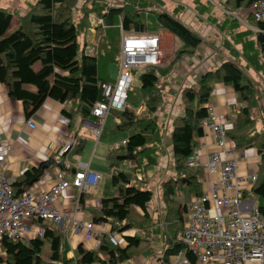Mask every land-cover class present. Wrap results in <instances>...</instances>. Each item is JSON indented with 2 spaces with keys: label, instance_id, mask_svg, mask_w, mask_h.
Segmentation results:
<instances>
[{
  "label": "trees",
  "instance_id": "16d2710c",
  "mask_svg": "<svg viewBox=\"0 0 264 264\" xmlns=\"http://www.w3.org/2000/svg\"><path fill=\"white\" fill-rule=\"evenodd\" d=\"M136 1L105 7L92 0L91 8L86 4L80 6L78 21L74 22L72 7L75 0H34L29 10L18 17L17 27L10 34H6V31L12 14L0 8V84L5 87L7 96L32 107L43 98L64 104L68 131L86 121L102 125L97 140L109 134L127 135L124 143L106 153L108 170L104 176L101 175L103 187L100 208L92 218L93 223L108 224L109 232L119 234L125 247L114 246L108 234H104L96 250L86 251L79 244L72 252V257L68 258L62 232L55 226L46 225L52 223L36 220L35 224L43 230L41 237L26 242L0 240L5 254L4 264H127L143 245L147 233L151 232L161 238L160 264H172V259L179 256L184 257L189 264H197L196 257L177 240V235L184 223L181 209L185 210L186 203L203 193L202 174L197 168H190L187 162L198 148V139L203 136L201 122L208 115L206 105L217 84L232 87L239 104V113L226 126L227 141L234 149H255L264 162V132L256 131V120L251 115L252 109L264 111V97L259 95L256 85L239 64L231 60L223 61L218 67L199 75L196 89H180L183 112L173 120L169 135L174 177L161 183L158 206L161 203L165 213L162 214L161 223L160 219L155 223L148 212L154 201V193L138 189L135 183H142L143 177L140 179L136 174L145 175L158 165L159 158L163 156V123L159 122L157 112L166 93H173L170 75L174 65L184 55L195 53L203 41L197 33L167 12L141 13L146 10L148 2ZM254 1L217 0L219 6L222 5L230 13L248 9ZM138 4L141 8L137 7ZM90 15L101 19L103 26H99L95 38L84 40ZM232 19L230 24L228 22L229 26H236L238 22ZM119 25L128 34L165 30L175 38L177 48L167 66L141 71L139 85L135 86L132 82L128 91L127 107L122 111H109L108 115L117 121L112 122L106 130L105 122L94 117L92 108L102 100L101 85L114 82L109 78L108 66L119 61ZM246 25L258 31L246 28L235 33L231 28V40H224V47L229 54H236V50H239L250 66L260 60L259 67L264 70V21L256 22L249 15ZM247 36H253V40H248ZM231 43L238 45L236 48L240 47L236 49ZM137 72H133V81ZM24 86H31L34 91ZM141 108L144 111L138 114ZM84 142L80 140L76 143L74 154L82 152ZM40 166L25 170L11 184L14 196H19L33 184V180L37 181L41 177L38 175ZM59 168L63 169L60 163ZM251 191L258 201L257 207L264 213V176L257 177ZM82 195L79 194L78 202L82 201ZM130 231H141L144 238L128 233ZM44 240L49 246L45 260L41 257Z\"/></svg>",
  "mask_w": 264,
  "mask_h": 264
},
{
  "label": "built area",
  "instance_id": "2783aa9c",
  "mask_svg": "<svg viewBox=\"0 0 264 264\" xmlns=\"http://www.w3.org/2000/svg\"><path fill=\"white\" fill-rule=\"evenodd\" d=\"M207 1L240 23L245 22L243 10L230 13L222 9L217 0ZM245 11L256 22L264 21V0H255ZM95 22L103 26L101 19ZM119 27V76L114 82L101 85L102 100L92 108L94 117L102 122L110 110L122 111L127 107L126 98L133 82V72L157 68L164 59L160 32L128 34L123 32L121 25ZM82 125L98 139L102 125L86 121ZM201 126L203 131L211 132L220 154L219 151L211 154L205 163L200 162L197 150L189 156L188 166L202 167L209 180L206 181L207 189L203 190L202 195L184 205L185 219L177 240L191 251L197 264H264V213L244 195H253L251 190L257 181V166L248 165L246 178L237 177L239 160L235 158L233 145L227 141L226 125L217 121L214 109H208V115L202 120ZM72 146L71 139L65 141L58 151L57 162L62 167H69L68 162L62 158ZM2 160L3 155L0 154V162ZM241 161L247 162V157ZM101 179V174L87 170L86 165L79 166L69 180L61 169H57L48 191L35 194L28 187L19 196H14L12 180L0 171V240L4 238L11 242H21L23 234L31 232L30 225L40 220L57 226L66 241H69L70 236H81L84 241L96 239L100 242L104 234H108L111 244L125 246L122 238L117 240L119 234L95 231L93 222L78 219V200L71 210L57 206L58 199L67 191L76 189L78 194L86 192ZM247 186L251 189L248 190ZM33 231L37 237L43 235L40 227H33ZM181 264L189 263L182 257Z\"/></svg>",
  "mask_w": 264,
  "mask_h": 264
},
{
  "label": "crops",
  "instance_id": "0c3cea01",
  "mask_svg": "<svg viewBox=\"0 0 264 264\" xmlns=\"http://www.w3.org/2000/svg\"><path fill=\"white\" fill-rule=\"evenodd\" d=\"M218 5L220 4L218 3ZM215 8L220 12V13H216L215 16L214 15L205 16L204 15L205 11L202 10L201 8H199L198 10L194 9L193 11L190 9L191 12L182 10L179 12V14L175 11V13L178 14L179 16V19H177L175 15L173 16L172 14L169 13L175 19L182 22L186 27L194 31L196 29L195 23L200 24L201 22L202 28L203 27H205V29L209 28V26L204 23V19H206V21L209 19V24L211 27L209 29L208 34L202 36L199 35L203 41L202 43L203 47L201 46L200 48L201 49L203 48L204 53L205 54L208 53V56L212 54L210 58L211 57L214 58L211 59L209 63L202 64V65H207V68H205L203 72L209 69H214L213 67H217V65L219 64V60L216 57H218L220 54H222L225 58H227L226 53L227 54L229 53L227 49H225L223 41L229 38V35L231 33L230 30L231 28L234 29L233 31L235 33L241 32L246 28L252 29L246 25V18L249 16L248 15L249 13L245 11L247 9H243L245 15V22L242 24L236 20V22H238V24L241 26L240 27L238 24L237 25L235 24L236 26H229V24L233 19L228 17L224 12H222L217 7ZM224 22L226 23V26ZM252 30L255 31V29ZM169 35L171 34L166 32L167 40ZM231 45L233 44L231 43ZM236 46H234V48H236ZM239 47H237L236 49H238ZM208 56H206V58H208ZM186 62L187 63L185 65L190 66L195 63V60L190 61L188 58V61ZM198 64L199 63H196V67H198ZM210 64L211 67L209 66ZM173 72H178V71H173ZM179 77L183 79L182 85L185 86L186 83L188 82V78L185 79V76H181V74H179ZM110 79L112 80V78ZM193 83H195V81H193ZM24 88L30 91H34V89L31 86H24ZM258 92L260 96L264 97V92L261 91ZM213 93L206 107L208 109L209 108L214 109L215 113L217 114L218 122L226 126H229L230 123L232 122V119L239 113V104H237L236 102V98H235L236 96L234 94V90L229 86H225L223 84H217L215 85V89ZM176 100H178L177 96L173 99L172 104L170 102L164 104L165 109L164 107H162L164 116H170V114H173L175 117H177L182 114L183 112L182 102L181 100H178L177 105H174ZM63 107L64 104H59L49 98H43L40 101V103L34 107L29 106L24 102L9 98L7 96L5 87L0 84V154L3 155V160L2 162H0V171L6 177L11 179L12 183L17 178H19L22 172H24L25 170H28L32 167L36 168L40 166V164L42 163L50 162L51 164L46 170L42 172L41 177L37 181L33 182V184L30 186V188L33 189V191L34 190L38 192L48 191L53 184L55 170L60 169L59 163L57 162L58 151L62 147L65 141L71 139L73 140V146L70 149V151L64 156V158H62L63 161H66L69 164L68 168L63 167V169H61L66 179L69 180L72 177V174L79 168V166H83V165H86L87 170L100 173L102 176H104L107 173L108 164L106 161V153L111 148L119 147L121 145L120 143L121 142L124 143L123 141H125L127 137L122 135L121 139L116 141H113L114 138H111L115 136L110 134L106 137H100L94 150L91 151L93 145L92 142L95 141L94 140L95 138L91 134V131L83 127L82 124L68 131L67 118L63 111L64 110ZM221 107H228L232 113L229 117L228 115H226L225 121H223L219 115ZM251 115H253V117L256 119L257 117L259 118L258 123L256 120L255 126H256V131L260 132L262 128V118L264 117L261 114V110H259L258 108L252 109ZM106 118L107 119H105L106 121L104 122H105V129L107 130L110 127L109 123L111 121L116 122L117 120H115L111 115L107 116ZM109 119H111L110 122ZM109 139H111L112 141H110ZM80 140L85 141L83 150L80 154H74V146ZM197 143H198L197 151L199 153L198 155L201 163H205L208 156H210L213 153H217L219 151L214 141V137L209 131H203V136L198 139ZM99 145H102L100 150H98ZM90 151L92 152V154H90ZM170 156L171 153L168 152L167 156H161L159 158L158 165L154 169H152L155 170L154 173L152 172V170H150L145 175H142L140 173L136 174L138 178L143 177V182H142L143 184L146 183L155 184L158 188V194H159V190H161V183L165 180H168L169 178L174 177L173 172L170 169V162L168 163L166 160V158L170 160L171 158ZM257 156L259 159L258 154ZM93 158H97L100 161L101 163L100 167H96V168L92 167ZM252 164L254 165V163ZM196 170H198L202 174L201 176V183H203L202 189L206 190L207 189L206 181L209 180V176L205 175L202 167H198ZM102 182H103V178L96 186L90 187L89 189H87L86 192L82 193L83 194L82 201L78 202L80 210L77 214V218L82 220L83 222H92L93 215L99 212L101 192L103 187ZM26 189L27 188H25V190ZM93 190H95V194H94L95 197L91 192ZM78 197L79 194L76 189L67 191L62 197L58 199L57 206L58 208L64 210H71L73 209L75 202L78 200ZM150 206H152V202ZM156 208H157V214L156 213L153 214L151 212L150 215H152L154 219L156 218V215L159 216L161 223L163 216L162 214L165 213V208L161 205V203ZM181 214L185 219V210L181 209ZM46 225L55 226L54 224H46ZM30 227L32 229L31 230L32 232L33 227H39V226L33 223L32 225H30ZM55 227L59 230L57 226ZM129 233L131 234L133 233V231ZM61 235L64 238L66 247L68 248V251L66 253V257L68 258L72 257L73 255L72 252L79 244H81L82 248L86 251L96 250L98 248V247L95 248V246L93 245L94 243L91 241H84L83 239H80L81 241L76 244L75 241L78 240V237L70 236L69 241H66L63 233H61ZM152 237H155L156 239ZM146 240L153 241L154 243H159V245H161L160 236H158L157 234L153 235V232L147 233ZM22 241L26 242L24 239ZM4 258H5V254L0 246V264H4ZM129 262L127 264H129ZM145 262H147V260L143 258V260L139 264H145Z\"/></svg>",
  "mask_w": 264,
  "mask_h": 264
},
{
  "label": "rangeland",
  "instance_id": "374dc122",
  "mask_svg": "<svg viewBox=\"0 0 264 264\" xmlns=\"http://www.w3.org/2000/svg\"><path fill=\"white\" fill-rule=\"evenodd\" d=\"M33 1L34 0H0V8L9 11L12 14V18H11L9 27L6 31V34H10L13 30H15V28L17 27L16 24H17L18 17H21L22 15H24L25 12H27L29 10V8L33 5L32 4ZM95 1L99 2L98 4L101 6L110 7V6H122V5H125L126 3H132V1H135V0H95ZM137 1H136V3H137ZM146 1L148 2V6L145 7L146 10L142 11V9H140L139 11H142L141 13L146 12V11H152V12L164 11V12H167L168 14L169 13L172 14L173 16L175 15L177 19H179L178 14L182 10L191 12V10L193 11L194 9L198 10L199 8H201L203 10H207L206 12H204L205 16H210V15L215 16L216 13H220L219 10H217L214 6H211L212 4L207 2V0H146ZM91 2H92V0H75V3L72 7V20L74 22L78 21V16H79L78 11L80 10V6H82L83 4H86L87 7L91 8ZM137 7L141 8V5L138 4ZM175 11L178 14H176ZM96 20H98V18H96L95 16H92V15H90V17L87 18V21H89V29H87L83 35L84 40L93 39L96 37L97 30L100 26V25H96V22H95ZM204 23L206 25H208L209 28H207V29H205V27L202 28V26H201L202 23L200 22V24L195 23L196 29H195V31L194 30H192V31H194L195 33H197L198 35H201V36L207 35L209 32V29L211 27L209 24V19L207 21H206V19H204ZM158 32H160L159 34H160L161 41H162V50L164 52V59L162 61L161 66L162 65L167 66L169 63H171L172 59L174 58V53H175V50L177 48L176 40L172 35H169L168 40H167V37H166L167 31H165V30H158L156 33H158ZM78 38H79V40H81L80 35ZM246 38L248 40H253V36H247ZM229 39H230V37H229ZM201 46L203 47L202 44H201ZM200 47L195 51V53L190 54V55H184L174 65L172 72H171V75H170V87L173 89V93H171V94L169 92L166 93L165 98H164V102L157 112V117H158L159 122L161 121L163 123L162 127H161V135H162V139H163L162 140V142H163L162 146H163V152H164L163 156H167L168 152L171 153L170 160L166 158L167 162L168 163L170 162L171 171H172V166H173V159H172V148L170 145L169 135H170V131L172 129V122L176 117L173 114H170L171 117L170 116H164L162 107H164V104L168 103V102H170L172 104L173 99L176 96H177L178 100H181L179 92H180V89H182L183 87H189V88L193 87V89L197 88L196 85H197L198 77L201 73H203V70H205V68H207V65H202V64L209 63V61H211V59L214 58V57L210 58V56L212 54L210 56H208V53L205 54L204 49L202 48L203 49L202 50ZM218 55H219V53H218ZM206 56H208V58H206ZM191 57H192V59H191ZM226 57L227 58H225L222 54H220L218 57H216L219 60V64L217 65V67L223 61H228V60L234 61L235 63L239 64L240 67H242L244 73L253 81V83L256 85L258 91L264 92V70L259 67L260 60H257V62L252 63V65L250 66L246 62V60L242 57L241 52L239 50H236V54H227L226 53ZM188 58L190 61L195 60V63L190 65V66H186L185 64L187 63L186 61H188ZM196 63H199L198 67H196ZM209 66L211 67V64ZM213 68H216V67H213ZM173 71H178V72H173ZM141 73H142L141 71H138L135 78H134L133 84L135 86L139 85V77H140ZM179 74H181V76H185V79L188 78V82L186 83L185 86L182 85L183 79L181 77H179ZM108 75L110 78H112L113 81L118 79V76H119V65H118V63L110 64L108 66ZM193 81H195V83H193ZM178 100L175 101L174 105H177ZM164 109H165V107H164ZM143 111H144V108H141L138 111V114H140ZM231 114H232L231 110H229L228 107H221L219 115L223 121L226 120V115H228V117H229ZM261 114H262V116H264V111L261 110ZM252 117H253V115H252ZM111 119H109V122ZM253 119L257 120V123H258V119H259L258 117H257V119L253 117ZM104 121H106V120H104ZM111 122L109 123V126H110V124H112ZM260 132H264V117L262 118V128H261ZM122 135L127 137L126 133H118L116 135H113L115 137H111V138H114L113 141L120 140ZM94 140L95 141L92 142L93 145H92L91 151L94 150L95 146L97 145V143L99 141L97 139H94ZM109 140L112 141L111 139H109ZM100 143H103V142H100ZM120 144H122V142ZM101 147H102V145H99L98 150H100ZM91 151H90V154H92ZM234 153H235V158L237 160H239V162L237 164V177L238 178H246L247 166L252 165V163L256 164V166H257L258 176H260V178L264 176V162L260 158L258 159L257 152L255 149H247V150L234 149ZM218 154H220V151L218 152ZM245 156L247 157V162L241 161V159ZM100 166H101L100 161L97 158H93L92 167L96 168V167H100ZM152 172L154 173L155 170H152ZM102 185H103V182H102ZM135 185L140 190H150L154 193V201L152 202V206H149L148 212L150 214H151V212L153 214H155V213L157 214V208L156 207L159 204V194H158L157 186L153 183L143 184L140 182H136ZM100 189H101V187H100ZM247 189L250 190L251 187L247 186ZM34 192H35V194L38 193V191H35V190H34ZM91 192L93 193V196H94L95 190H93ZM99 193H100V190H99ZM247 199L254 201L256 204L258 203L257 199L251 194H248ZM138 212L141 213L139 210H138ZM158 220H159V216L156 215L155 223H157ZM93 229L95 231H98L101 233H108L110 231V226L108 224H105L102 222L93 223ZM133 233L144 238V235L142 234L141 231H133ZM133 233H131V234H133ZM154 234H156V233L153 232V235ZM36 237H37L36 232H30L29 231V232L23 234V239L25 241H27L29 239L36 238ZM155 237H152V238H155ZM152 238H150V239H152ZM80 239H82L81 236L78 237L77 241H75L76 244L81 241ZM117 240L118 241L121 240V237L119 235L117 236ZM148 241L147 240L144 241L143 245L141 246L140 249H138L136 251L135 257L129 262V264H139L143 260V258H145V260H147V262H145V264H160L161 263L160 262L161 252H162L161 251V245H159V243H154L153 241H149V242ZM91 242L94 243L93 245L95 246V248L98 247V245H99L98 240L92 239ZM48 252H49L48 242L46 240H44L42 248H41V257H43L44 260L46 259L45 257H47ZM181 262H182L181 256L172 259V264H180Z\"/></svg>",
  "mask_w": 264,
  "mask_h": 264
},
{
  "label": "water",
  "instance_id": "95a60500",
  "mask_svg": "<svg viewBox=\"0 0 264 264\" xmlns=\"http://www.w3.org/2000/svg\"><path fill=\"white\" fill-rule=\"evenodd\" d=\"M50 164H51L50 162L43 163V164L39 167L38 175H41L42 172H43L44 170H46V169L49 167ZM33 182H35V180H33Z\"/></svg>",
  "mask_w": 264,
  "mask_h": 264
}]
</instances>
